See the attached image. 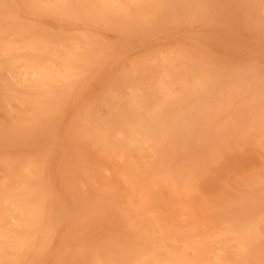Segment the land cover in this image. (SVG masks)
Returning <instances> with one entry per match:
<instances>
[{"label": "rangeland", "instance_id": "rangeland-1", "mask_svg": "<svg viewBox=\"0 0 264 264\" xmlns=\"http://www.w3.org/2000/svg\"><path fill=\"white\" fill-rule=\"evenodd\" d=\"M0 264H264V0H0Z\"/></svg>", "mask_w": 264, "mask_h": 264}, {"label": "bare ground", "instance_id": "bare-ground-1", "mask_svg": "<svg viewBox=\"0 0 264 264\" xmlns=\"http://www.w3.org/2000/svg\"><path fill=\"white\" fill-rule=\"evenodd\" d=\"M31 65V64H30ZM34 66V65H33ZM80 89V88H79ZM45 151V150H44ZM50 176V175H49ZM32 205V204H31ZM24 206V205H23ZM25 206H27V205H25ZM26 212V211H25ZM26 216H27V212H26ZM30 216V215H29ZM224 219V218H223ZM26 231H27V229H26ZM33 238H35V237H33ZM11 255V254H10ZM3 262V261H2Z\"/></svg>", "mask_w": 264, "mask_h": 264}]
</instances>
